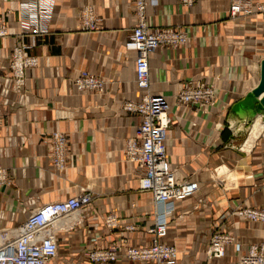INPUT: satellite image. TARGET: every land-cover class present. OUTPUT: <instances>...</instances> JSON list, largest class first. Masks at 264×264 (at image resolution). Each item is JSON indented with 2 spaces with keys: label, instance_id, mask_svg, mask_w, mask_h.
I'll return each mask as SVG.
<instances>
[{
  "label": "crops",
  "instance_id": "crops-1",
  "mask_svg": "<svg viewBox=\"0 0 264 264\" xmlns=\"http://www.w3.org/2000/svg\"><path fill=\"white\" fill-rule=\"evenodd\" d=\"M54 1L49 33L26 50L38 56L40 63L26 70L25 88L15 92L8 64L21 25L19 0H0V18L11 31L0 38V166L7 179L0 183V228L16 227L34 207L88 188L92 202L79 213L80 223L59 231V254L49 264H91L85 254L95 247L111 242L148 244L146 229L154 223L151 193L139 189L142 169L123 154L138 121L121 104L140 95L135 84V53L126 48L135 21L134 1ZM156 1L146 8L149 26L179 27L188 41L179 47H159L150 54V92L169 105L172 121L164 146L171 168L180 179L197 181L198 186L195 195L175 203L167 241L178 249L175 264H237L231 251L207 261L205 250L216 228L229 230L244 244L264 237V224L226 217L237 205L264 207V128L251 146L254 149L241 153L238 128L246 124L248 112L241 116L232 110L261 81L264 11L256 5L264 0H251L249 11L236 18L228 14L230 0H195L191 7L178 0ZM87 4L93 6L99 24L94 31L81 27L80 13ZM23 42H30V37L25 36ZM79 69L102 76L105 91L77 92L69 77ZM196 81L213 86L216 99L212 107L204 110L176 103V94ZM261 117L264 113L255 115L241 146ZM53 131L67 137V166L61 172L53 169L48 144L42 141L43 134ZM221 163H240L241 172L253 179H243L247 182L224 196L210 180V170ZM223 169L231 171V180L237 181L234 170L222 164L218 172ZM222 175L230 179L218 174ZM109 212L119 217V229L105 226ZM125 225L135 230L125 231ZM106 264L149 263L119 257Z\"/></svg>",
  "mask_w": 264,
  "mask_h": 264
},
{
  "label": "built area",
  "instance_id": "built-area-1",
  "mask_svg": "<svg viewBox=\"0 0 264 264\" xmlns=\"http://www.w3.org/2000/svg\"><path fill=\"white\" fill-rule=\"evenodd\" d=\"M133 1L135 21L126 48L135 53V84L140 95L138 99H127L121 104V109L133 114L138 121L135 135L125 142L123 154L127 161L136 163L142 169L139 189L151 193L155 209L154 223L146 229L150 235L148 244L135 246L111 242L106 247H95L85 254L86 261L91 264L115 262L119 257L129 262L175 264L177 247L167 241L169 218L177 201L192 197L198 190L194 181L180 179L177 171L170 166L164 146L166 131L172 121L169 106L161 96L150 92V54L162 46H182L187 43L188 35L179 27L149 26L146 8L156 5V0ZM178 1L185 7L195 3V0ZM250 6L251 0H230L228 14L236 18L248 12ZM256 9L264 11V2L258 3ZM54 11V0H19L17 4L21 30L16 34L18 40L12 46L8 64L15 92L24 90L26 70L40 63L38 56L28 55L26 50L34 46L38 38L49 33ZM80 18L83 29L94 31L99 28L91 4L82 8ZM10 34L11 31L0 18V38ZM25 36L30 37V42H23ZM69 80L77 92L105 91L103 77L88 69H79ZM215 99L213 86L202 81L187 84L176 94V101L180 104L197 105L204 110L214 105ZM43 135L42 141L48 144L47 157L53 169L63 171L68 156L66 135L61 131ZM261 174V187L264 190V162ZM6 181L5 169L0 166V183ZM92 200V192L88 188H80L74 195L34 207L18 226L1 228L0 264H49L55 260L60 249L57 236L59 231L80 223L79 213ZM234 216L253 224H264V207L238 205L227 215ZM104 223L111 230L120 227V219L114 212L105 216ZM134 228L133 225L124 226L125 231H133ZM230 251L236 256L237 264H264V237L244 244L227 229H212L205 250L207 261L221 259Z\"/></svg>",
  "mask_w": 264,
  "mask_h": 264
},
{
  "label": "rangeland",
  "instance_id": "rangeland-1",
  "mask_svg": "<svg viewBox=\"0 0 264 264\" xmlns=\"http://www.w3.org/2000/svg\"><path fill=\"white\" fill-rule=\"evenodd\" d=\"M53 18V17H52ZM99 26V24H98ZM166 102V101H165ZM167 103V102H166ZM176 103L178 104L179 102L176 101ZM168 105V103H167ZM169 106V105H168ZM213 106V105H212ZM210 106V107H212ZM254 118L251 117L250 120H248L246 122L245 125H243V128L244 130H241L239 133V141H238V148L240 150L241 153H250L254 148L251 147V149L249 151H246L244 149H241V145L246 137V134H247V129L249 128V126L252 124V120ZM224 133H226V130H224L222 132V134L224 135ZM224 165L226 166L228 169H231V170H234L236 172V177H237V181L236 180H231L230 179H227L225 178L224 175L222 176H218V169L221 165ZM246 162H245V166H246ZM247 168V167H246ZM248 178H252V175H248L247 172L243 173L241 172V165L240 163H235L234 165H228V164H224V163H221V164H218V165H215L211 170H210V180L214 183V184H217V186L221 189L223 195L225 196L227 192H234V191H237L239 189V187H241L240 184H242L243 182H247L246 180L243 181V179H248ZM194 181V180H192ZM196 184H197V181H194ZM262 185H263V182H262ZM262 188V187H261ZM238 206V205H237ZM237 206H235L234 208H236ZM233 208V209H234ZM229 212V211H228ZM228 213L226 214V217H227ZM4 228V227H2ZM1 229V228H0Z\"/></svg>",
  "mask_w": 264,
  "mask_h": 264
},
{
  "label": "water",
  "instance_id": "water-1",
  "mask_svg": "<svg viewBox=\"0 0 264 264\" xmlns=\"http://www.w3.org/2000/svg\"><path fill=\"white\" fill-rule=\"evenodd\" d=\"M261 69H262L261 81L255 88V90L252 89L248 91L243 97V99L236 102L232 107V110L238 115L243 116V114H241L243 113V111H247L248 113H250L251 116L246 119L247 121L250 120L251 117H253L252 114H254L255 112L261 110L263 111V104L261 103L260 100L257 99L256 95L257 93H259V91L262 89L264 85V59L261 61Z\"/></svg>",
  "mask_w": 264,
  "mask_h": 264
},
{
  "label": "bare ground",
  "instance_id": "bare-ground-1",
  "mask_svg": "<svg viewBox=\"0 0 264 264\" xmlns=\"http://www.w3.org/2000/svg\"><path fill=\"white\" fill-rule=\"evenodd\" d=\"M53 14H54V12H53ZM53 14H52V17H53ZM20 30H21V26H20L19 31ZM253 90H255V88ZM256 97L263 104V111H257V112H255L254 114H252V116H253L252 118H254L256 114H262V113H264V85H263L262 89L259 91V93H257ZM250 116H251V114L248 113V114H245L244 115V118L247 119ZM263 128H264V119H263V117H261L258 121H256L250 127V129H249V135H248L249 137L246 138L245 143L243 144V146H241V149L244 148V150H246V148L251 147L253 145V143H254V140L259 136V133L262 131ZM238 129L239 130H244L243 126L239 127ZM219 173H224L228 178H231L234 175L233 173H231V171H228L227 169L220 170L218 172V174ZM73 219H76V217H74ZM168 232H169V226H168Z\"/></svg>",
  "mask_w": 264,
  "mask_h": 264
}]
</instances>
